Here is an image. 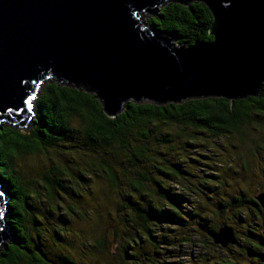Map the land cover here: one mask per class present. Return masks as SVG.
I'll list each match as a JSON object with an SVG mask.
<instances>
[{
	"label": "trees",
	"instance_id": "trees-1",
	"mask_svg": "<svg viewBox=\"0 0 264 264\" xmlns=\"http://www.w3.org/2000/svg\"><path fill=\"white\" fill-rule=\"evenodd\" d=\"M212 22V13L201 2L167 3L147 20L180 47L212 41ZM32 109L29 129L3 123L0 128V186L12 237L0 250V264H61L58 258L82 264L77 258L82 250L64 244L60 229L81 238L70 230L71 220L66 225L62 219L83 216L89 206L98 207L90 209L95 236L87 256L94 264H175L176 259L179 264H264V208L257 200L264 182L257 188L251 173L257 158L264 166V136L247 140L250 129L264 126V83L256 96L239 100L210 97L162 105L130 101L111 117L94 93L47 80ZM75 118L85 125L89 146L102 153L96 167L106 184L98 190L96 184L93 190V184H79L75 178L86 174L55 160L38 173L37 181H24L16 160L68 145ZM248 142L258 148L247 145L243 154L240 148ZM192 143L203 147L195 157L180 156ZM205 152L212 160L196 165V157L203 158ZM63 155L66 163H79L69 152ZM89 177H84L87 182ZM100 193L111 209L99 204ZM52 205L66 214L58 216L62 227L54 229L56 237L45 250L41 236L34 234L39 223L51 219ZM223 229L231 231L218 235L227 246L213 237ZM58 238L63 245L56 244ZM199 242L217 253L205 251L194 260L185 249Z\"/></svg>",
	"mask_w": 264,
	"mask_h": 264
},
{
	"label": "water",
	"instance_id": "water-1",
	"mask_svg": "<svg viewBox=\"0 0 264 264\" xmlns=\"http://www.w3.org/2000/svg\"><path fill=\"white\" fill-rule=\"evenodd\" d=\"M171 2L205 4L213 40L177 47L144 22ZM47 80L94 93L111 117L130 101L256 96L264 83V0H0L1 129L29 127ZM257 200L264 208L263 192ZM6 204L0 186V250L12 238ZM225 234L213 237L227 246L218 238Z\"/></svg>",
	"mask_w": 264,
	"mask_h": 264
},
{
	"label": "rangeland",
	"instance_id": "rangeland-1",
	"mask_svg": "<svg viewBox=\"0 0 264 264\" xmlns=\"http://www.w3.org/2000/svg\"><path fill=\"white\" fill-rule=\"evenodd\" d=\"M151 16H145L144 17V22L147 24V20L150 18ZM175 46L178 47V44H176ZM33 124V120L31 122V124L29 125V127L27 129H29ZM84 124L78 119L75 118L72 124V129L70 131V137L67 140V144L66 146L63 147H59V150L54 151L49 153L48 155H46L45 153L43 154H39L38 156H23L20 157L18 160H16L15 165H16V169L22 173L23 177H24V181H29L30 179H33L34 181H37V177H38V173L45 171L46 169H48L50 163H52L53 160L56 161V165L58 164H62V165H67L69 168H71V170H74L75 172L78 171H82L84 174L89 175V181L87 182L86 179L84 178L86 175H84L82 178L79 179V177L75 178L79 184H93L92 185V190L94 189V185L97 187L96 190H98L102 184H106L104 178L102 177V171H98L97 169V165L99 163V157L101 156L102 153H100V151H98V147H92L89 146L88 140H87V136L85 135V128H84ZM20 129V128H19ZM24 129V130H27ZM258 131H253L252 129L249 130V137L247 138V140L249 139H257L260 138L261 135L264 136V126L263 128H257ZM220 143V142H219ZM194 145L192 146H188L186 147V151L183 149L182 151H179V155L184 156L188 153V155L195 157V151L200 150L197 149L199 148V143H192ZM198 144V145H197ZM223 144V143H222ZM226 144L228 147H230V145L228 143H224ZM260 144V143H258ZM64 145V144H63ZM247 145L249 146H254L257 147L258 146L256 144H252L251 142L246 143V145H242L240 148V151L243 154H246V148ZM203 147V146H202ZM205 151L206 149L203 148ZM221 151L224 152V148H220ZM69 152V156L72 158V155H74L77 158V161L79 163L73 162L71 160V162L73 163H66L63 159L64 155L63 152ZM231 151L235 152V149H232ZM191 153V154H189ZM205 155L202 157H196L199 162L195 163L196 165L198 164H202L200 162H206L208 160H212L209 159L207 157V152L204 153ZM68 157V158H70ZM261 161V159L257 158L256 160H254L253 163V168L251 170V173L253 174V178L256 179L255 184L257 186V188L259 187V185L257 184H262L264 182V178H263V172H264V166L262 168V166L259 164ZM67 166H63V168L66 169ZM97 166V167H96ZM218 168V167H216ZM216 176V175H214ZM82 182V183H81ZM98 184V185H97ZM98 192V191H97ZM99 204H104V205H109V202H107L106 200V196L104 194H99ZM76 199H73L70 197L69 202H73L75 203ZM64 202L61 201V205ZM67 205H65L66 208ZM110 209L112 206L109 205ZM98 207L96 206H89L85 208V211H87V213L85 214L84 211H82L80 215V213H77L78 215H73V214H69L68 216H65L66 219H62V221H66V220H71V229L72 232L73 231H78V233H80L82 235L81 238H76L73 237V234H69L63 231V229H65L64 227H62L60 224V220L58 219L59 215H64L66 214L65 211L63 210L64 208H60V211L55 210V207L52 205V209H54L53 215L52 217H50L51 219H45L46 222H42L41 224L39 223L37 225L38 231L35 232V237L36 234H39L41 237L39 238V242L42 241L43 245L42 248L47 250V247L50 245L51 240L53 238L56 237V234L54 232V229L58 230V226H61L62 228L60 229V233L61 236H64V239H66V241L64 242V244H69L71 245L73 249H81L82 251H79L80 257L78 258V261L82 264H94V260L95 259H91L90 257H88V253L90 251V244L92 243L94 236L95 235H91L92 234V229L93 228V221L91 219V217L94 215V211H97ZM94 210L92 212V210ZM102 209V212H104ZM109 211V209L107 210ZM85 215V217H84ZM68 224V221H66V225ZM79 234V235H80ZM73 237V238H72ZM73 244H72V241ZM57 239L55 240L56 243ZM59 243V238H58V242L56 243L58 245ZM59 245H63L62 242L59 243ZM187 254H191L193 256L194 260H198L200 258V256H202V252L205 251H210V252H214L217 253L216 249L213 248L210 244L204 245V243L199 242V243H195L192 244L191 246H188L187 249H185ZM74 256H76V254H72ZM84 256V258H83ZM188 255H183L181 256L184 257V259H186ZM188 258V257H187ZM60 259L59 261L61 262V264H70L68 263L66 260L62 259V258H58ZM77 260V259H76ZM103 264V263H102ZM175 264H179L177 259L175 261Z\"/></svg>",
	"mask_w": 264,
	"mask_h": 264
},
{
	"label": "snow or ice",
	"instance_id": "snow-or-ice-1",
	"mask_svg": "<svg viewBox=\"0 0 264 264\" xmlns=\"http://www.w3.org/2000/svg\"><path fill=\"white\" fill-rule=\"evenodd\" d=\"M33 99H34V97H33ZM29 108H31V101H29Z\"/></svg>",
	"mask_w": 264,
	"mask_h": 264
}]
</instances>
